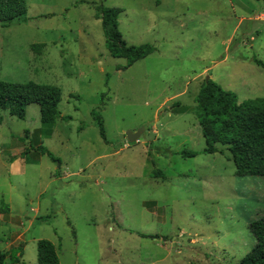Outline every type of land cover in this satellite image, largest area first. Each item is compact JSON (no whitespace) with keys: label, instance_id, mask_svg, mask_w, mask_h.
<instances>
[{"label":"rangeland","instance_id":"obj_1","mask_svg":"<svg viewBox=\"0 0 264 264\" xmlns=\"http://www.w3.org/2000/svg\"><path fill=\"white\" fill-rule=\"evenodd\" d=\"M102 7L120 11L127 45L155 51L130 66L111 57ZM25 9L0 24V81L57 86L60 116L50 126L36 104L24 120L0 110V251L22 245L19 264H36L44 239L59 264H237L255 244L248 224L264 214V177H236L227 154L204 152L194 98L207 77L239 102L264 98L254 62L264 63V0Z\"/></svg>","mask_w":264,"mask_h":264},{"label":"trees","instance_id":"obj_2","mask_svg":"<svg viewBox=\"0 0 264 264\" xmlns=\"http://www.w3.org/2000/svg\"><path fill=\"white\" fill-rule=\"evenodd\" d=\"M25 3L26 0H0L1 26L6 27L14 20L23 19L26 15ZM119 13L118 9L102 7L96 19L100 20L104 45L110 56L125 59L127 66H130L153 53L155 48L150 44L127 45L118 32ZM43 47V44H35L31 49L39 51ZM254 62L264 68L263 62ZM60 98L61 90L54 85L0 81V110L7 111L19 120L25 119L27 106L36 104L41 124L53 125L60 116ZM194 102L195 116L205 140L204 152L227 154L236 177H264V98L239 102L235 93L223 89L209 78L201 83ZM96 119L100 135L104 137L103 122L98 116ZM40 150L53 158L49 152ZM25 153L23 151L20 155ZM182 154L185 157L194 156L193 153ZM151 176L162 177L161 172L155 170ZM0 211L6 213L8 210ZM248 230L255 244L237 264H264V214L251 221ZM21 257L22 245L0 251V264H6L7 261L18 264ZM36 264H59L56 248L50 241H37Z\"/></svg>","mask_w":264,"mask_h":264},{"label":"water","instance_id":"obj_3","mask_svg":"<svg viewBox=\"0 0 264 264\" xmlns=\"http://www.w3.org/2000/svg\"><path fill=\"white\" fill-rule=\"evenodd\" d=\"M208 79H209V78L207 77V78L205 79V81H207ZM139 134H140V131H137V132H135V133L127 132V133L125 134V136H126L127 141L132 143V142H134V141L137 140V138L139 137Z\"/></svg>","mask_w":264,"mask_h":264},{"label":"crops","instance_id":"obj_4","mask_svg":"<svg viewBox=\"0 0 264 264\" xmlns=\"http://www.w3.org/2000/svg\"><path fill=\"white\" fill-rule=\"evenodd\" d=\"M27 108H28V106H27ZM20 262H21V258H20V261H19V263H20ZM19 263H18V264H19Z\"/></svg>","mask_w":264,"mask_h":264}]
</instances>
